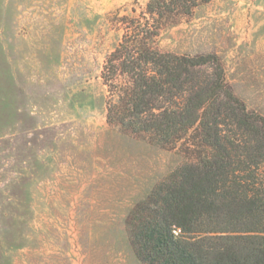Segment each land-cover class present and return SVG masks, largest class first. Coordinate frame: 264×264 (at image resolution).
Instances as JSON below:
<instances>
[{
    "label": "rangeland",
    "instance_id": "1",
    "mask_svg": "<svg viewBox=\"0 0 264 264\" xmlns=\"http://www.w3.org/2000/svg\"><path fill=\"white\" fill-rule=\"evenodd\" d=\"M148 2L0 0V264H141L137 215L169 209L173 174L199 143L193 131L172 145L107 121L105 60L122 18ZM162 24L154 47L215 55L234 97L264 118V0H210ZM212 77L210 64L194 69L151 114L182 106ZM223 125L221 135L250 140L233 167L255 165L264 191V146L254 150L264 128Z\"/></svg>",
    "mask_w": 264,
    "mask_h": 264
},
{
    "label": "trees",
    "instance_id": "2",
    "mask_svg": "<svg viewBox=\"0 0 264 264\" xmlns=\"http://www.w3.org/2000/svg\"><path fill=\"white\" fill-rule=\"evenodd\" d=\"M209 1L149 0L139 16L122 18V38L103 67V83L111 89L109 124L172 145L189 131L199 138L193 144L197 157L173 174L169 209L160 204L150 215L148 209L143 217L137 215V235L131 232L135 239L130 242L141 264H264V191L255 165L244 169L248 174L233 167L242 157L239 151L250 148V140L241 133L226 137L220 130L223 124L263 129L264 118L249 113L234 97L215 55L162 53L151 41L163 22L189 15ZM208 64L213 67L210 83L192 90L182 106L151 114V101L169 95L168 85L181 84L194 69ZM118 77L124 84L118 86ZM263 146L264 141L254 150Z\"/></svg>",
    "mask_w": 264,
    "mask_h": 264
}]
</instances>
